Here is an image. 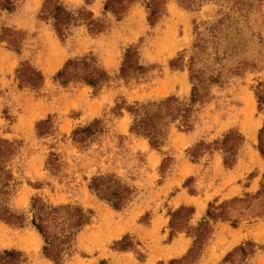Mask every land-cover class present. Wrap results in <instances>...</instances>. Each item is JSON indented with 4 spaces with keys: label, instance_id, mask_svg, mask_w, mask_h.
I'll return each instance as SVG.
<instances>
[{
    "label": "rangeland",
    "instance_id": "374dc122",
    "mask_svg": "<svg viewBox=\"0 0 264 264\" xmlns=\"http://www.w3.org/2000/svg\"><path fill=\"white\" fill-rule=\"evenodd\" d=\"M43 1L13 0L0 11V35L8 30L16 41L0 40V140L10 145L4 202L25 217L20 226L0 221V253L17 252V264H55L29 224L38 199L86 219L58 264H169L195 239L188 264H264V196L255 198L264 184V0H165L151 24L144 0L121 14L117 5L104 10L111 0H53L71 16L60 35L41 14ZM83 60L103 80L57 78L67 61ZM22 64L40 74L37 88L17 79ZM189 66L200 81L193 103ZM166 98L188 112L167 119L152 148L130 131L128 110ZM92 123V136L72 139ZM234 134L239 145L223 150ZM97 177L129 189L120 208L90 190ZM181 207L189 211L172 231L170 214Z\"/></svg>",
    "mask_w": 264,
    "mask_h": 264
},
{
    "label": "trees",
    "instance_id": "16d2710c",
    "mask_svg": "<svg viewBox=\"0 0 264 264\" xmlns=\"http://www.w3.org/2000/svg\"><path fill=\"white\" fill-rule=\"evenodd\" d=\"M165 0H144L145 9L147 11V22L150 24L157 18L161 11L162 5ZM182 6H187L185 0H177ZM13 0H0V11H9ZM132 2V0H111L107 2L104 10H107L108 6L117 5L118 8L113 10L115 13H122L125 10V6ZM41 14L49 16L51 20L53 30L57 35L61 34V29L69 24L71 16L65 11L57 1L44 0L41 8ZM44 17L42 19H45ZM8 30L1 29L0 40H5L11 47L15 46L14 39H6ZM128 54L125 56V60ZM128 60V59H127ZM190 65V62H189ZM126 68L124 66L120 69V75L123 77ZM189 79L192 83L191 100L193 103L196 99L200 98L199 84L197 75H192L191 68L189 66ZM78 79L90 86H94L104 78L103 72L97 67H94L86 61H67L63 68L57 73L58 79L66 78ZM17 79L20 83H24L32 88H37L42 81L40 74L29 68L26 65H21L17 70ZM175 100L172 98H166L165 100L153 105H141L139 111L128 110L132 116V123L130 131L136 135H140L146 138L150 147L156 148L158 144V136L161 133L163 126L167 119L173 120L177 117L184 118L188 112L187 108L176 106L171 109ZM96 132V123H92L87 127L75 130L72 133V139L75 142H82L86 138L92 136ZM264 123L260 129L257 137V150L259 155L264 158ZM232 142V146L236 147L241 142V138L236 134L227 135L222 141L223 150L228 151L230 147L226 145ZM10 145L6 141L0 140V221L5 224L20 226L23 224L25 217L23 214L16 215L12 213L5 204V183L9 178L2 168V161L9 155ZM90 190L100 199L108 202L113 208H120L125 202L129 192V189L120 184L115 178L112 177H97L91 179ZM264 196V184L261 186V190L255 195V198ZM243 202V201H237ZM226 206L222 204L219 208ZM189 210L184 208H178L171 212L169 220V228L172 231L179 230L182 227L180 224L183 214ZM30 219L29 224L34 231L39 235L42 240L41 254L44 258L53 261L58 264L61 260V256L66 250L70 239L74 234L80 230L86 219L82 211L78 208H72L69 206H46L40 200L35 199L30 205ZM223 212L218 213L217 216H221ZM209 216L214 218V214ZM205 229V228H204ZM200 234L197 233V237ZM196 237V236H195ZM198 243V239L193 241V248H191L185 256L178 261H170L169 264H188L193 258L194 247ZM241 247L237 248V251L241 252ZM20 255L15 251H2L0 253V264H17L19 262Z\"/></svg>",
    "mask_w": 264,
    "mask_h": 264
},
{
    "label": "bare ground",
    "instance_id": "6f19581e",
    "mask_svg": "<svg viewBox=\"0 0 264 264\" xmlns=\"http://www.w3.org/2000/svg\"><path fill=\"white\" fill-rule=\"evenodd\" d=\"M254 132V131H253ZM254 134V133H253Z\"/></svg>",
    "mask_w": 264,
    "mask_h": 264
}]
</instances>
